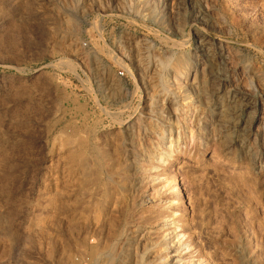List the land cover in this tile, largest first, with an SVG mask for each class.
I'll list each match as a JSON object with an SVG mask.
<instances>
[{"label":"rangeland","instance_id":"1","mask_svg":"<svg viewBox=\"0 0 264 264\" xmlns=\"http://www.w3.org/2000/svg\"><path fill=\"white\" fill-rule=\"evenodd\" d=\"M137 1L0 0V264H73L78 256L88 260L83 253L92 246L101 251L98 264L110 263L114 226L121 222H117L120 201L131 207L122 221L125 228H150L154 240L162 238L160 218L169 212L163 203L145 199L135 206L148 190L146 185L131 200L125 195L130 190L129 180L141 173L134 177L127 174L123 182L126 192H117L105 208L96 201L101 199L99 190L92 185L81 187L79 176L73 180L69 197L61 189V180L59 189L50 184L53 162L57 168L63 165L59 155L51 156L52 142L67 133L72 140L85 139L90 148L97 145L106 165L112 163L120 171L126 128L141 112L148 111L144 107L148 98L136 68L149 65V76L160 84L171 54L177 61L197 60L198 38L205 36L228 55L225 73L229 82L222 91L234 88L238 98L252 101L264 122V0H194L202 18L194 15L187 0H156L147 17L121 12L135 8ZM99 7H104L105 15L94 10ZM62 16L70 19L69 24L81 23L84 31L75 37L72 29L61 25ZM63 35L69 43L79 38V48H83L79 52L86 53L88 70L66 53L63 46L68 43L60 40ZM121 47L126 58L120 57ZM127 58L139 60V66ZM194 76L193 71L182 82L203 102L194 127L202 144H181L157 170L166 180L178 177L180 181L182 195L175 199L184 205L177 202L170 209L175 212L178 229L186 235L185 243L191 245L182 256L203 264H264V156L253 171L237 160L235 147L229 152L224 149L219 135L210 131L214 124L211 111L221 89L216 90L217 81L205 78L199 94L193 88ZM168 106L165 116L172 126L183 130L186 123L178 122L176 112ZM150 117L144 115L146 122L141 124L147 149L156 143V135L147 126ZM60 129L65 130L64 135ZM259 129L256 125L259 138L250 144L264 147V131ZM79 140L72 143L77 146ZM126 147L128 158L145 163V154ZM164 193L161 199L169 197ZM51 197L59 199L58 209L50 204ZM180 206H185L183 216ZM63 207L69 209L68 215L76 216L77 224L80 222L71 239H66L64 222L69 219L57 214ZM58 236L65 239L66 254H55L53 243Z\"/></svg>","mask_w":264,"mask_h":264},{"label":"bare ground","instance_id":"2","mask_svg":"<svg viewBox=\"0 0 264 264\" xmlns=\"http://www.w3.org/2000/svg\"><path fill=\"white\" fill-rule=\"evenodd\" d=\"M154 1L156 0H138L136 2L135 8L130 7L121 12L130 15L132 17L133 16L139 17L142 14L147 17L150 15L147 12V10L148 8H150V5ZM232 1L235 2L236 0H232ZM187 2L191 4L190 6L194 10L193 12L194 15L202 18L201 14L197 10L198 7L196 6L195 1L187 0ZM94 10H96L102 16L105 15L104 13H106L104 7H99L98 9H94ZM68 19L69 18L66 19V17L62 16L60 21L61 25L64 26L66 29L67 28L72 29L75 37L79 36L80 33L84 31L81 26V23L69 24L70 19L69 20ZM60 38H61L60 40H63L62 41L63 43L64 42L68 43L67 45L63 46L66 49V53L68 52V54H71L74 57L75 62H78L80 68H83L84 71L88 70L89 66L87 63L86 53L79 52L83 49V48L82 49L79 48V44H80L78 42L79 38H77L78 40L75 41V43L73 41L69 43V39L65 40L64 35L61 36ZM137 43L140 42L137 41ZM212 45L211 42L208 40V38H206L205 36H200L198 38V46H197L198 58L193 62H190L188 60L179 61L180 58H178L179 60L177 61L176 56L175 59L171 54L172 57L165 62L164 68L167 71L166 72L164 71L165 73H163L161 77L162 80L160 84L157 81H153V78L149 76L148 72L151 69L149 65L148 66L147 64L144 65L146 66V68L143 69H141V67L136 68L138 72L137 73L138 79L141 82L142 88L144 89V92H146L148 98L147 104L144 106L147 108L148 111L146 112V114L141 112L140 115L135 119H133V122L129 123L128 127L126 128L127 133L123 141L122 158L120 161V165L118 166L120 167V171H116L118 169H116L117 167L114 168L115 166H113L112 163H108L106 165L107 160L105 161L104 157L101 156L102 152H100L98 147H96L97 145H93L95 147L90 148L89 146L90 144H88V141L85 142L86 140L83 138L81 139L85 141L79 140V138H77L79 140L77 146L72 143L75 142V140L77 139L72 140L68 133L67 136L65 137L63 136V138L60 135V137L62 138V139L59 138L60 140L56 141V138H54V140L52 139L53 142L50 150V153L52 154L51 156L57 157L59 155L58 159L61 158V160L63 161L62 162L63 165L60 168H57V166L53 162L52 167L50 169L51 172L50 177H52L53 179L52 180L53 182L50 184H52L53 187L55 186V188H53L54 190L59 189L57 188L58 187L57 183L59 180H61L63 185V188L61 189L63 191H66L65 195H67L69 189L71 190V186L72 187L74 186L73 180L76 178V176H79L81 177L80 178L81 182L77 181V183L80 182L81 187L92 185L99 190L101 199L96 201L99 202L98 205L102 204L103 207L105 208V203L106 206L113 203L112 198L116 197L117 192L118 193L120 191H123L124 193L126 192V189L123 187V182L127 180L126 178L127 174L130 175L131 177H134L136 173H141V175L139 177H136V179L129 178L130 190L126 192L125 195L128 194L127 196H129L131 200L132 196L138 191V189L141 186L146 185L148 187V190L144 192L143 196H141L140 198L141 203L140 204L136 203L135 206H140L143 202H145V199L150 201L157 200L163 203L164 208L168 209L169 211L168 214H165L163 216L161 215L162 217L160 218L161 222L159 223V230H163L162 238L160 240H154L151 237L152 230L150 228L147 229V228H142L141 226H137L133 229L130 228L128 229L125 228L126 227L125 225L123 226L122 224L123 218L126 219V216L130 211L129 209H131V207L129 204L125 205L124 203L123 205V202L120 201L118 205L119 210L117 212L119 215L118 217L119 220L117 222L119 221L121 222H119V224H115L114 226V230L112 234V242H111L112 251L110 255V260L108 259L110 263L108 264H203L201 260L195 259L194 257L182 256V252L184 250L190 249L191 245L185 243L184 238L186 235L184 232H182V230L178 229L179 228L178 221L176 222L173 219V217L175 216L173 213L175 212H173L172 209H170L175 203L177 204V202L180 201L178 198L179 201L176 202L177 199H175L176 198L175 196L182 195V188L180 186L179 178L172 177L173 179L172 178H171L172 180L168 179L169 180L168 181L166 180V178H162V174H158L159 171L157 172V170H159L158 165H163L168 158L172 157V155L176 151H178L181 144L192 143L193 145L195 144V142L202 144L203 139L200 137V135L198 137L195 135L194 127L197 118L199 116V107L203 105V102L202 99L197 98L195 94L192 93V88L190 86H185L184 82H182L183 78H186L187 76L192 74L193 71L195 74L192 82V84L194 85L193 88H197L199 94H201L202 92L201 87L205 85V80H204L205 78L207 79L209 78L212 81H217L218 84L215 88L216 90L221 89L219 95L216 96L215 98L213 109L211 111L212 112L211 117L213 118L214 124L213 126H210L211 127L210 131H213L215 134L217 133L219 135V138L221 139V143L224 149L227 150V152H229L233 147H235L237 150L236 152L238 154L237 160H240L241 162H246L249 168H251V170L253 171L256 169V165L258 164V162H260L262 157L264 156V147H261L263 145L260 146L255 143L250 144L251 140H255L259 138V134L258 136L256 134L257 131L256 132L254 131L255 126L257 125L258 129L261 128L259 130L262 132L264 131V126H263L264 122H261L259 117V112L258 110H256V107L252 103V101H250L247 98L244 99L238 98L237 92L235 91L234 88H230L229 90L223 89L222 91V87H224L225 84L229 82L228 77L225 73L228 55L226 54L224 49L221 48L222 46L216 47ZM125 53L126 52L123 47L119 48V54L121 55L120 56L121 58L125 57L124 56ZM137 58H139V54L137 55ZM128 60L130 61L131 64L137 67L139 66V62H140L139 60H136V62L134 61L132 62L130 59ZM168 104L171 105V107L176 112L178 122L181 120L182 123H186V127L183 126V130H180L179 128L172 126L171 119L165 116L164 113L170 110ZM183 109L184 111L183 113H181ZM144 115L151 116L150 117L151 124L147 126H151L149 127L150 131L156 135V143L150 149H147L145 146L144 137H143L144 134L142 132L143 127L141 126V124L143 125V123L146 122V120L143 119ZM153 117L156 120L154 124L152 123V121H154ZM205 121H207V119ZM260 123H262L263 125L261 126ZM166 124L169 125L166 126ZM64 131L65 130L62 129L60 133L63 132L62 135H64ZM72 135H74V133ZM73 137L74 136H72V138ZM125 140L127 144H125L126 143ZM126 145L127 146L129 145L130 147H132V149L134 148L133 151L136 149L139 150L134 152H139V153L142 152L143 154H145L146 155L145 163L137 164L138 163L137 161L128 158V154L130 153V151L128 150ZM88 153L90 154V156H87ZM105 155H109V154H105ZM54 158L55 157H53V159ZM58 162L59 160L57 161V163ZM131 168L134 170L133 173L130 172ZM56 175H58V177H56ZM156 182H158V184L153 185ZM72 190L71 193H73ZM81 190L84 189L81 188ZM81 190L79 189V192ZM162 192H165L164 194L166 193L169 194V197L166 199H161L160 195H162ZM96 193L98 192L96 191ZM71 195L74 196V194ZM53 196L54 195H52V197ZM67 196L69 197L70 194H68ZM96 196L94 195V197ZM56 197L57 196H54V198ZM51 198L49 199L51 200ZM51 201L52 203L50 204L53 205L54 209L56 208L58 209L60 207L61 204H58L59 199L58 201L56 199H53ZM63 201L64 203L67 202L65 200ZM96 201L94 200V202L92 203H94L95 205L97 204ZM64 203H62L63 206H65ZM176 204L173 207H175ZM58 205L59 207H57ZM66 205L68 204L66 203ZM98 205H96V207ZM181 205H184V202ZM103 207L98 206V208H103ZM184 207L185 206L179 207L181 208L180 210L181 216H183L184 214ZM54 209L52 211H54ZM66 210L65 208L64 210H59L57 214H59V216H61L63 219L64 218L69 219L67 222L66 220L64 222L67 223L66 224L67 231L65 230L67 236L66 239H71L72 238L71 235L73 234V232L75 230L80 229L78 225L80 224V222L78 221L77 224L75 222V220H77V218H75L76 216L73 215L71 217V214L68 215ZM173 210L176 211V209ZM52 213L54 212H51V214ZM56 216L54 215V218ZM112 222L113 221H111V224ZM127 224L128 222L126 223V225ZM84 225H88V224L85 223ZM54 240H56L53 243L54 248L56 250L55 254L57 255L63 254V252L66 250L65 247L66 245L64 244L65 239L62 238L60 239V236H58ZM85 251L83 255L89 257V259L86 260L87 264H98L99 256H101L100 253L101 251L99 250V248L92 246L90 247V249L88 250L86 249ZM140 251H142V253H139ZM83 258H85V256L84 257L82 256L80 258L82 262H84V260H82Z\"/></svg>","mask_w":264,"mask_h":264},{"label":"built area","instance_id":"3","mask_svg":"<svg viewBox=\"0 0 264 264\" xmlns=\"http://www.w3.org/2000/svg\"><path fill=\"white\" fill-rule=\"evenodd\" d=\"M87 264V262L86 261H84V262H82L81 260H80V258H79V256H78V258L75 260V262L73 263V264Z\"/></svg>","mask_w":264,"mask_h":264}]
</instances>
